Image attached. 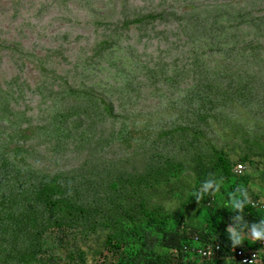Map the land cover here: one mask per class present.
Listing matches in <instances>:
<instances>
[{"label":"trees","instance_id":"1","mask_svg":"<svg viewBox=\"0 0 264 264\" xmlns=\"http://www.w3.org/2000/svg\"><path fill=\"white\" fill-rule=\"evenodd\" d=\"M241 10L225 22L212 14L204 18L207 26L202 30L210 27L204 31L205 36L208 32L212 34L226 52L223 62L229 61L226 67L207 63L213 71L208 74L206 84L215 83V90L199 84L184 87L180 81L176 82V72H173L164 79L168 88L166 93H161L169 100L156 106V110L128 106L126 96L129 100L137 98L143 90L137 81L144 73L138 72H147L148 79L152 80L150 86L156 87L165 67L147 64L131 46L132 53L122 49L97 54L100 58L97 63L106 60L113 65L117 72L115 81L123 84L116 87L118 93H125L119 100L123 111L120 115L112 101L114 90H109L107 95L104 92L108 90L101 87L98 90L102 81L99 84L82 82V86L76 82L66 89L64 85L69 80L61 82L59 92L63 100L75 97L82 103L68 109L74 114L66 116L71 118L64 122L58 112L50 113L47 125L52 124L59 140L64 141L66 136V142L59 147L66 146V151L76 147L88 136L87 130L96 128L100 120L122 119L121 130L113 135L119 142L134 147L127 152L132 157L144 155L150 160L141 174L119 163L118 158L113 160L100 154L99 149L105 151L108 147L104 145L94 148V153L91 152L80 168L42 169L37 164L39 148L23 146L18 140L19 133L28 131L20 128L21 123L30 121L26 113L21 115L14 107V101L27 94L23 89L25 84L20 75L0 82V138L4 137V144L0 145V264H46L45 251L58 245L69 253L74 264H89L92 252L97 264H205L191 262L190 258L196 255L193 249L207 244L220 245L221 250L220 258L206 264H239L236 251L245 248L251 226L264 221V210L253 206L255 200L264 198V119L257 117L255 109L260 108L255 106V100L251 101L256 91L255 63L244 70L233 60V56L240 54L254 58L252 52L264 50V44L255 37L256 31L251 33L252 27L263 18L253 14V10ZM167 17L166 11L136 14L122 20L118 28L130 31L133 25L170 20ZM180 21H183L181 17ZM244 24L248 30L245 44L238 47L234 44L237 30H233ZM186 35L192 37L191 42L203 38L192 30ZM109 43L103 42L105 49ZM80 65L66 75H81ZM224 71L234 73L229 87H225V79L220 75ZM177 84L181 89L180 98L172 100L169 90L175 97ZM234 84L236 90L232 87ZM28 88L37 87L29 85ZM44 106L41 105L40 114H46ZM4 120L8 128L11 126L10 130L14 127L16 135L4 130ZM65 124L67 134L60 128ZM227 126L229 134L223 133L224 138L239 140L234 144L240 152L237 161L231 159L228 150L212 144L207 136L208 132L224 130ZM131 137L138 139L130 143ZM194 140H202L206 152L199 151L194 158L183 156L178 149L190 148ZM57 152L65 153L64 150ZM154 153L157 157L151 159ZM239 163L256 167L257 171L238 176L234 170ZM208 184L212 187L205 191ZM218 185L219 191H214ZM234 197L244 202L242 210L235 208ZM174 200H181V207H169L173 204L167 202ZM229 229L243 237L240 244L233 243ZM176 249L177 256L173 254Z\"/></svg>","mask_w":264,"mask_h":264},{"label":"rangeland","instance_id":"2","mask_svg":"<svg viewBox=\"0 0 264 264\" xmlns=\"http://www.w3.org/2000/svg\"><path fill=\"white\" fill-rule=\"evenodd\" d=\"M263 4L264 0H0V82L20 75L22 83L25 84L23 89L27 93L23 99L14 101V107L19 114L26 113L30 118V121L21 123L20 128L24 131L28 128V131L19 133L18 140L23 146L33 145L39 148L37 151L39 153H36L37 164L42 169L56 171L80 168L91 152L94 153V148L104 145L108 147L105 151L99 149L100 154H106L110 159L118 158L119 163L127 164L131 171L136 172L135 174L143 173L150 165V160L144 155L132 157L133 154L127 152L129 148L134 147L119 142V139L117 140L113 135L121 130L122 119L115 121L109 118L103 122L100 120L96 128L91 127L87 130L88 136H84L76 147L73 146L67 151L66 146L59 147L66 142V136L64 141L59 140L57 132L52 129V124L47 125L50 113L58 112L59 118L64 122L67 118H71L66 116L74 114L68 109L72 106H80L82 103L75 97L63 100L59 90L61 82L65 83L69 80V83L64 85L66 89L67 85L70 86L76 82H79L78 86H82V82L92 84L94 81L99 84L102 81V86L99 85L98 90H100L99 87L108 90L107 93L104 92L106 95L110 94L109 90H114L115 97L112 101L116 103L117 113L120 115L123 111L119 100H122L125 93H118L116 87H121L123 84L115 81L117 72L113 65L106 60L101 64L97 63L100 59L97 54L105 52L106 55L114 50L122 49L132 53L131 46L134 47L135 54L141 55L142 60L147 64L151 66L161 64L165 67H162L164 71L163 73L161 71L156 87L150 86L152 80L148 79L147 72H138V74L144 73L143 76H139L140 81H137L143 90L142 93L137 94L138 99L129 100L126 96L128 106L139 105L136 108H144L147 111L156 110V106L169 100L161 93L162 91L166 93L168 87L164 79L171 76L173 72H176V82L180 81L184 87L199 84L205 89L215 90V83L206 84L208 74L213 71L207 63L212 62L214 66L221 67L223 64L226 67L229 61L223 62L226 52L220 47L218 41H215L212 34L208 32L209 35L205 36L204 31L210 27L202 30L204 26H207L204 18L212 14L213 17L218 16V19L221 17V22H225L231 16H237L241 9L253 10V14L263 18V21L257 22L252 27L251 33L253 35L256 31L257 41L264 44ZM160 11H166L167 18L170 20L155 24L133 25L129 28L130 31H122L118 28L125 18ZM180 17L183 21H180ZM246 27L244 24L233 30V32L237 30L234 44L236 42L238 47H243L245 44L244 40L248 31ZM191 30L202 34L203 38L191 42L192 37L186 35V33L190 34ZM208 38L207 42L210 43L203 42ZM105 41H110L106 46L107 49L103 44ZM252 54L255 55V59H248L240 54L233 56V60L237 62L235 64L237 67H242L244 70L249 68L250 63H255L256 91L251 96V101L255 100V106L260 108L255 109L257 117L264 119V88L261 87V84H264V50H257ZM86 62L89 63L82 65ZM78 64H81L79 66L81 75L78 77H73L71 73L70 76L66 75ZM132 72V75H136L134 71ZM220 75L225 79L223 81L225 87L232 85L230 83L234 73L224 71L220 72ZM119 80L122 79L119 78ZM29 85L37 88L29 90ZM40 86L42 88H39ZM232 87L236 90L235 84ZM180 90L177 84L174 88L175 97L173 91L169 90L172 100L180 98ZM257 97H259L258 100H256ZM42 104L45 105L46 114H40ZM253 115L256 117L255 114ZM79 119L83 118L79 117ZM2 124L6 127L4 130L9 132L14 130V127L12 130L9 129L11 126L8 128L5 120ZM60 128L67 134L66 124L60 125ZM228 131L227 126L224 130L208 132L207 136L212 144L228 150L231 159L237 161L240 152L234 144L239 140L224 138L223 133L228 135ZM13 132L16 135L15 131ZM133 137L130 138V143L138 139ZM263 138L264 136L262 140ZM0 139V145H3L4 137ZM159 146L162 147L163 143ZM12 148L11 146L10 149ZM63 150L65 153L57 154V151ZM178 151L187 158H194L199 151L206 152V146L202 140H194L190 148L185 147L184 150L179 148ZM154 157H157V153H154L151 159H155ZM246 167L245 174L257 171L256 167L249 165ZM167 203L173 204L169 207L177 209L181 207L182 201L174 200ZM93 253L89 255V264L98 263L93 259ZM68 254L60 245L56 246V249L52 246L44 253L47 258L45 262L46 264H74Z\"/></svg>","mask_w":264,"mask_h":264},{"label":"clouds","instance_id":"3","mask_svg":"<svg viewBox=\"0 0 264 264\" xmlns=\"http://www.w3.org/2000/svg\"><path fill=\"white\" fill-rule=\"evenodd\" d=\"M240 164H242V163H239L235 167V170L234 171H235V174L236 175L243 176V175H245V172H246L247 167H246V165L242 164V165H244L246 167L245 168V171H244L243 174H238L236 172V169H237V167ZM211 187H212L211 184L205 185V191H207V189H209ZM214 191H219V185L217 186V188ZM243 203L244 202L236 199L235 197L233 198V204H234V206H235L236 209L242 210ZM253 206L264 210V198L263 199L255 200L253 202ZM229 231L231 232V239H232L233 243L234 244H237V245L240 244L241 243V240L243 239V237L241 235H239L234 229H229ZM247 242H249V243H247ZM246 243H245V248L244 249H241L239 251L246 252L248 256H251L252 253H256L258 257H257L256 262H254L253 264H261L262 257H264V221H261L260 224H258V225L253 224L251 226V230L248 232V234H246ZM209 249L214 250V256L212 258H205L202 255V252L203 251H207ZM187 250H188V248L186 247L185 248V251H187ZM220 250H221L220 245H215L214 246L212 244H207V245H205L203 247L193 249L192 251L194 253H196V255H194V257L190 258V260H192L191 262L197 261L198 263L199 262H204L206 264V263H209L210 261H213L215 259L220 258L219 255H218ZM239 251H236L235 258H236V260H237V262L239 264H244L238 258V252ZM173 254L176 255V256L179 255L178 250L177 249L174 250V253Z\"/></svg>","mask_w":264,"mask_h":264},{"label":"built area","instance_id":"4","mask_svg":"<svg viewBox=\"0 0 264 264\" xmlns=\"http://www.w3.org/2000/svg\"><path fill=\"white\" fill-rule=\"evenodd\" d=\"M245 166L240 164L237 169L236 172L238 174H243L245 171ZM219 248V247H218ZM202 255L205 258H212L214 256V250L209 249L207 251H203ZM257 254L256 253H252L251 256H248L246 252L244 251H239L238 252V258L244 263V264H253L254 262H256L257 260Z\"/></svg>","mask_w":264,"mask_h":264},{"label":"crops","instance_id":"5","mask_svg":"<svg viewBox=\"0 0 264 264\" xmlns=\"http://www.w3.org/2000/svg\"><path fill=\"white\" fill-rule=\"evenodd\" d=\"M254 245V244H253Z\"/></svg>","mask_w":264,"mask_h":264}]
</instances>
